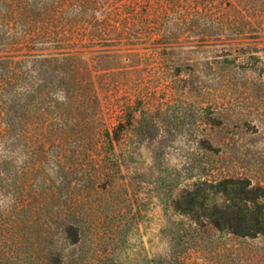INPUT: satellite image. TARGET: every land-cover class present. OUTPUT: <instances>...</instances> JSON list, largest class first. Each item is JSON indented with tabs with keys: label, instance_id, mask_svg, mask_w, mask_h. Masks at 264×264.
I'll use <instances>...</instances> for the list:
<instances>
[{
	"label": "rangeland",
	"instance_id": "obj_1",
	"mask_svg": "<svg viewBox=\"0 0 264 264\" xmlns=\"http://www.w3.org/2000/svg\"><path fill=\"white\" fill-rule=\"evenodd\" d=\"M85 36L46 52L66 54L87 88L54 99L69 142L19 148L0 176V264H264V235L234 233L222 192L244 177L264 186V33L201 41L193 26L107 47ZM148 124L152 139L128 135ZM107 129L125 137L109 146L96 135Z\"/></svg>",
	"mask_w": 264,
	"mask_h": 264
},
{
	"label": "trees",
	"instance_id": "obj_2",
	"mask_svg": "<svg viewBox=\"0 0 264 264\" xmlns=\"http://www.w3.org/2000/svg\"><path fill=\"white\" fill-rule=\"evenodd\" d=\"M96 12L104 16L100 22L93 18ZM84 15L92 18L88 21ZM193 26L201 29V41L214 35L260 36L264 0H0V176L10 173L18 154H24L19 148L32 144L44 155L55 141L64 146L71 137L53 130L52 119L61 120L63 112L54 99L60 93L83 96L87 82L81 71L69 69L66 54L54 57L47 51L81 44L86 33L87 45L144 43L151 34L161 36L159 43H168ZM134 93L130 96L144 95ZM153 129L148 124L128 135L152 139ZM96 135L109 146L125 137L115 129ZM222 184V192L234 197V233L264 235V186L248 177ZM193 188L187 190L190 200L197 195L198 186ZM190 200L187 206L193 204ZM216 227H221L219 221Z\"/></svg>",
	"mask_w": 264,
	"mask_h": 264
}]
</instances>
